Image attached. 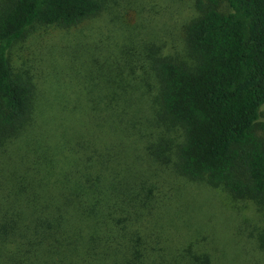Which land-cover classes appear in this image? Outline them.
<instances>
[{
    "label": "trees",
    "instance_id": "16d2710c",
    "mask_svg": "<svg viewBox=\"0 0 264 264\" xmlns=\"http://www.w3.org/2000/svg\"><path fill=\"white\" fill-rule=\"evenodd\" d=\"M227 2H198L189 63L154 44L110 54L84 104L43 96L11 51L104 2L0 0V264H210L174 236L177 180L264 198V0Z\"/></svg>",
    "mask_w": 264,
    "mask_h": 264
},
{
    "label": "rangeland",
    "instance_id": "374dc122",
    "mask_svg": "<svg viewBox=\"0 0 264 264\" xmlns=\"http://www.w3.org/2000/svg\"><path fill=\"white\" fill-rule=\"evenodd\" d=\"M102 1L103 12L81 25L38 24L12 48L15 71L28 77L43 96L51 100L59 93L73 103L81 98L85 104L87 93L103 92L97 90L102 87L101 60L110 54L122 57V51H140L145 44L162 46V51L157 49L163 56L189 63L184 27L199 15L198 2H211ZM218 2L219 11L232 12L227 0ZM82 123L84 127L85 120ZM175 185L174 199L184 208L176 239L190 238L197 254L206 256L210 264H264V198H236L225 188L205 182L181 179Z\"/></svg>",
    "mask_w": 264,
    "mask_h": 264
}]
</instances>
